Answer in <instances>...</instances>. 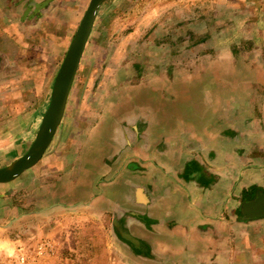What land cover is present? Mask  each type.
Instances as JSON below:
<instances>
[{"label":"rangeland","instance_id":"1","mask_svg":"<svg viewBox=\"0 0 264 264\" xmlns=\"http://www.w3.org/2000/svg\"><path fill=\"white\" fill-rule=\"evenodd\" d=\"M31 1L33 16H0V167L24 154L33 141L89 2ZM41 9L49 12L43 15ZM255 77L262 82L255 118L264 129V0L104 1L50 145L34 166L0 184V264H264V216L244 211L247 200L264 193V182L232 189L222 198L212 217L219 223L201 227L193 221L197 238L184 260L169 254L161 261L144 242L136 238L135 247L123 237L129 233L123 210L128 198L121 177L130 168L122 157L127 141L134 145L141 137L146 113L154 121L161 111L171 114L162 117L166 126L173 119L196 126L206 112L212 130L222 127L233 137L234 112L231 122L226 118L230 127L225 131V119L214 110L223 102L210 100L211 111L203 110L198 88L210 79V94L217 98L220 79H227L223 87L234 92L240 80ZM176 78L193 80L188 92L183 84L175 91L182 97L194 90L189 108L183 98L161 97V82ZM232 99L227 96L226 108H233ZM251 103L238 100L243 116ZM194 149L190 155L201 157L202 150ZM203 154L205 167L215 170V150ZM258 154L254 174L264 170V154ZM135 196L142 201L140 192ZM134 199L126 205L138 211Z\"/></svg>","mask_w":264,"mask_h":264},{"label":"crops","instance_id":"2","mask_svg":"<svg viewBox=\"0 0 264 264\" xmlns=\"http://www.w3.org/2000/svg\"><path fill=\"white\" fill-rule=\"evenodd\" d=\"M30 4L31 0H0V16H31L30 11L33 7L30 8ZM41 10L43 15L49 12ZM177 78L172 82L171 79L168 82H161L164 86L161 93L163 91L166 96L160 93L161 97L167 100L176 99V102L183 98L186 100L184 102H187L186 107L189 108L188 103L194 100V90L185 96L176 97L178 92L176 86L183 84L188 87L193 80L189 81L187 78L179 82ZM258 79L255 77L240 80V86L234 88V92L223 87L227 84V79H220L217 98L210 94L212 91L210 79L203 80L201 88H198L203 92L199 93V99L201 96L204 101L203 110L211 111L210 100L218 99L219 102H223L217 103L214 110L218 111L216 117L218 115L225 119L223 126L225 131L230 127L228 123L231 122V110L234 112L238 120L232 124L235 132L233 137L229 135L227 137L224 130L221 131L222 127L212 130L210 117L204 118L206 112L202 114L203 120L196 126L189 120L184 123L174 119L166 126L162 117L164 114L166 117L171 114L167 115L161 111L160 115H154L155 121L146 113L144 118L146 126L141 131V137L135 138L134 145H131L132 140L127 141L128 150L124 151L122 158L123 164L126 162L130 171L127 174L123 169L121 177L123 197L128 198L125 202L128 204L134 195L138 211L129 210L128 206L124 205L123 210L128 216L126 225L129 233L149 246L159 260L169 259V254L170 259L173 257L175 261L184 260V256L188 257L187 252L194 243L193 239L197 238L194 237L197 232L193 221H197L198 225L202 224L201 227L204 223L210 224L212 221L219 223L220 219L212 217L217 213L216 209L219 208L222 198L231 194L232 189L235 191L251 185L259 186L264 182V170L254 174L257 170L254 168L257 167H253L257 164L255 161H258V159L253 161L254 156L258 157L260 151L264 154V129L261 128L260 119L255 118L260 110L257 94L258 86L262 82ZM191 89L188 87L187 92ZM227 96H233L231 100L233 108H226ZM254 99L256 103L253 104ZM238 100L252 102L250 109L246 110V117L239 108ZM206 101H209L208 108ZM175 113L178 116L177 112ZM243 117L246 119L243 120ZM262 117L264 118V110ZM194 148L202 150L201 157L190 155ZM212 148L216 155L214 161L216 166L213 171L210 166L205 167L203 154ZM212 174L216 176L214 183L210 181ZM227 181L230 182V187H226ZM137 192H140L142 201L137 200L135 196ZM139 216L146 221L145 225L138 221ZM151 220L153 223L149 224Z\"/></svg>","mask_w":264,"mask_h":264},{"label":"water","instance_id":"3","mask_svg":"<svg viewBox=\"0 0 264 264\" xmlns=\"http://www.w3.org/2000/svg\"><path fill=\"white\" fill-rule=\"evenodd\" d=\"M106 0H89L80 22L74 32L64 58L54 77L49 102L45 109L33 141L27 151L0 167V184L17 178L23 171L34 166L50 145L65 111L70 88L90 35L100 5ZM244 211L250 216H264V193L258 194L244 205ZM123 237L138 247L139 241L129 233Z\"/></svg>","mask_w":264,"mask_h":264},{"label":"flooded vegetation","instance_id":"4","mask_svg":"<svg viewBox=\"0 0 264 264\" xmlns=\"http://www.w3.org/2000/svg\"><path fill=\"white\" fill-rule=\"evenodd\" d=\"M262 194V193H261ZM248 201H250V199L249 200H247L246 202H248Z\"/></svg>","mask_w":264,"mask_h":264}]
</instances>
